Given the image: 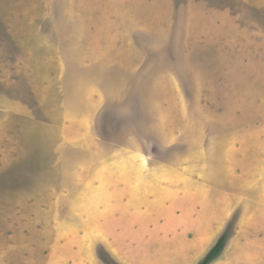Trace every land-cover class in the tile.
I'll return each mask as SVG.
<instances>
[{"label":"rangeland","instance_id":"1","mask_svg":"<svg viewBox=\"0 0 264 264\" xmlns=\"http://www.w3.org/2000/svg\"><path fill=\"white\" fill-rule=\"evenodd\" d=\"M139 1L128 12L160 18L106 15L121 11L119 0H0V264H45L77 223L85 171L120 147L175 169L200 154L193 170L209 175L190 188L219 231L194 264L227 228L209 264L249 261L239 241L264 237V163L250 146L264 131L249 129L250 93L259 107L264 96V17L253 27L249 0H224L241 17L205 38L191 33L187 0H170L172 24L167 0ZM83 118L91 135L79 132ZM219 202L226 213L214 216ZM250 244L262 261L261 243Z\"/></svg>","mask_w":264,"mask_h":264},{"label":"crops","instance_id":"2","mask_svg":"<svg viewBox=\"0 0 264 264\" xmlns=\"http://www.w3.org/2000/svg\"><path fill=\"white\" fill-rule=\"evenodd\" d=\"M130 1L119 0L122 4L121 11L113 12L109 9L111 11L106 12V15L116 19L121 18L127 23L135 18H139V22L150 17L160 18L149 11L138 12L141 7L136 12H128L126 3ZM135 2L139 6L140 1L135 0ZM151 2L159 6L161 3L160 0H151ZM165 2V13L169 15L172 24L174 6L170 0ZM249 3L253 9L252 26L254 27L258 23L256 20L264 17L262 11L264 0H249ZM187 5L191 16V33L195 36L220 37L224 33L226 19L236 20L241 17V12L237 15V12L232 11L224 0H187ZM240 8L242 9L243 6L241 5ZM255 11H260V15ZM159 16H161L160 11ZM258 28L263 29V24ZM123 33L127 34L124 31ZM216 43L219 48L220 44ZM136 47L139 49V46ZM188 52H190L189 48ZM192 53L193 51L191 54L188 53V56L192 57ZM261 56H264V50ZM261 62L264 63V60ZM130 64H133V61ZM251 65L255 64L251 62ZM249 98V113L251 116H256L255 125L251 124L249 129L251 132H263L264 96L260 97L261 107L256 104L252 93ZM84 121L89 123L88 120ZM85 122H81L84 130L79 132H86V136L91 135V130L88 128L92 123L87 126ZM168 145H171V142L166 146ZM241 146L242 144L239 145ZM250 146L255 161L264 163V138L251 140ZM198 155L200 154L195 153L193 158L188 157L178 165V169H175L166 163L158 166L153 164L151 156L145 155L143 150L120 147L101 160L99 166L94 163L88 171H85V180L82 178L79 183L84 196L76 199L79 201L77 202L79 206L74 209L77 223L73 224L74 229L71 232L54 243L47 254L45 264H105L96 254L98 244L105 245L121 264H194V261L207 252L210 241L219 231V225L215 222L217 219L208 214L206 218H200L199 213L207 207L205 203L208 202L200 198L198 190L190 188V183L201 182V178L209 175L193 170L194 162H200L195 159ZM205 163L206 161L201 163L202 172ZM159 169L167 172L160 173ZM87 183H90V187L84 186ZM209 191L214 190L210 188ZM95 196L102 202H97L99 200ZM215 209L217 213L214 216L226 213V208L220 202ZM236 239L235 241H238V237ZM239 242V247L245 245L249 247L250 256L249 261L240 264H264V251H261L262 256L259 255L262 261H258V247L249 245L260 242V247L264 250L263 236L249 235L248 241ZM231 263L238 264L235 261H230ZM218 264L222 262L219 261Z\"/></svg>","mask_w":264,"mask_h":264},{"label":"trees","instance_id":"3","mask_svg":"<svg viewBox=\"0 0 264 264\" xmlns=\"http://www.w3.org/2000/svg\"><path fill=\"white\" fill-rule=\"evenodd\" d=\"M228 235H229V229L227 228L223 232L221 237L218 239L216 244L210 249L208 254L203 258V260H201V262L199 264H209L212 260L217 258L219 256L220 252L222 251L224 245L226 244ZM100 246H103V245H100ZM99 248H101L104 252H107L109 254V255H105V256H104V254L103 255L99 254L101 257L100 259H102L103 262H105L106 264H121L118 261V259L111 252H109L107 249L104 250V247H99Z\"/></svg>","mask_w":264,"mask_h":264}]
</instances>
